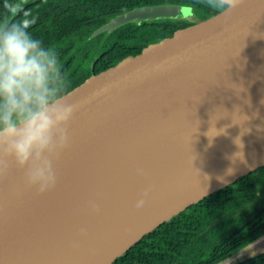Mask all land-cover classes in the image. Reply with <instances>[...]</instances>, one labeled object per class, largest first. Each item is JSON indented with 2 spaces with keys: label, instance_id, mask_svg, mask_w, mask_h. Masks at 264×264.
I'll return each mask as SVG.
<instances>
[{
  "label": "water",
  "instance_id": "1",
  "mask_svg": "<svg viewBox=\"0 0 264 264\" xmlns=\"http://www.w3.org/2000/svg\"><path fill=\"white\" fill-rule=\"evenodd\" d=\"M158 19L196 25L57 101L73 113L62 126L67 147L45 153L54 187L40 193L28 183L39 159L20 168L0 151V264H112L188 206L264 166V0H240L204 20L188 4L136 7L92 36ZM263 252L264 234L216 264Z\"/></svg>",
  "mask_w": 264,
  "mask_h": 264
},
{
  "label": "trees",
  "instance_id": "2",
  "mask_svg": "<svg viewBox=\"0 0 264 264\" xmlns=\"http://www.w3.org/2000/svg\"><path fill=\"white\" fill-rule=\"evenodd\" d=\"M19 5H17V3ZM194 4L207 19L219 10L207 0H0V34L19 28L52 55L54 99L73 92L87 78L173 41L196 25L186 19L127 23L92 34L111 18L136 7ZM95 61L94 68L92 64ZM264 166L239 178L145 235L112 264H216L264 234ZM242 264H264V252Z\"/></svg>",
  "mask_w": 264,
  "mask_h": 264
},
{
  "label": "clouds",
  "instance_id": "3",
  "mask_svg": "<svg viewBox=\"0 0 264 264\" xmlns=\"http://www.w3.org/2000/svg\"><path fill=\"white\" fill-rule=\"evenodd\" d=\"M239 2L207 0L223 12L231 11ZM41 43L19 28L0 34V151L20 168L39 159L40 165L28 169L27 181L44 193L56 183L52 161L45 153L67 147V130L62 126L72 118L73 107L54 99L49 83L56 71L55 52L49 55ZM57 131L61 133L59 145L55 140ZM212 133L213 129L209 135H215ZM236 143L243 147L239 139ZM142 204L140 201L138 207Z\"/></svg>",
  "mask_w": 264,
  "mask_h": 264
},
{
  "label": "flooded vegetation",
  "instance_id": "4",
  "mask_svg": "<svg viewBox=\"0 0 264 264\" xmlns=\"http://www.w3.org/2000/svg\"><path fill=\"white\" fill-rule=\"evenodd\" d=\"M196 1H199V0H196ZM19 3H20V2H18L17 5H19ZM188 5H190V4H188ZM191 6L194 8V10L198 7V6L194 5V4H192ZM214 9L219 10V9H217V8H214ZM195 12H196V11H195ZM197 18L200 19V20H203V19H201V18L198 17V16H197ZM175 20H176V19H175ZM194 26H195V25H194ZM157 47H158V46H157ZM152 49H153V48H152ZM146 52H147V51H146ZM144 53H145V52H144ZM144 53H143V54H144ZM143 54H142V55H143ZM142 55H140V56H142ZM140 56H139V57H140ZM94 65H95V61H94L93 64H92V68H94ZM93 77H94V75H92L91 77L87 78V79H86L81 85H79L78 87H80V86L86 84V83H87L90 79H92ZM78 87H77V88H78ZM77 88H76V89H77ZM260 168H261V167H260ZM257 170H258V169H257ZM253 172H254V171H253ZM251 173H252V172H251ZM248 175H249V174H248ZM259 184H260V187H259V189H260V190H259V193L262 195V197H264V181L262 180L261 182H259Z\"/></svg>",
  "mask_w": 264,
  "mask_h": 264
},
{
  "label": "rangeland",
  "instance_id": "5",
  "mask_svg": "<svg viewBox=\"0 0 264 264\" xmlns=\"http://www.w3.org/2000/svg\"><path fill=\"white\" fill-rule=\"evenodd\" d=\"M195 11H196L197 15L200 14V10H198L197 8L195 9ZM192 22H194V21H192ZM195 23H196V22H195Z\"/></svg>",
  "mask_w": 264,
  "mask_h": 264
}]
</instances>
